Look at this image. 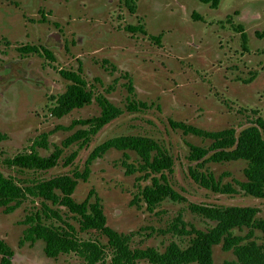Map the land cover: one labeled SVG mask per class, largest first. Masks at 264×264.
<instances>
[{"label": "rangeland", "instance_id": "1", "mask_svg": "<svg viewBox=\"0 0 264 264\" xmlns=\"http://www.w3.org/2000/svg\"><path fill=\"white\" fill-rule=\"evenodd\" d=\"M240 27L247 35L246 45ZM262 33L264 0H221L218 9L199 0H0V132L7 136L0 144V171L29 184L74 176V172L86 171L90 155L104 142L145 137L172 156L174 170L169 180L188 203L166 200L155 212L147 211L135 198L149 180H143L139 172L129 174L124 165L138 169L140 159L129 152L127 160L117 150L91 164L88 181L80 180L74 194L83 203L94 191L102 201L108 226L130 235L133 249L164 252L171 242L186 245V239L170 230L179 216L198 230L215 226L192 213L189 204L255 207L264 219V199L242 192L215 194L197 185L188 174L190 146L208 147L211 142L170 125L240 132L258 117L264 119ZM62 73L79 76L94 100L59 118L54 113L57 99L71 85ZM98 96L108 99L123 115L84 148L82 141L69 144L74 135L87 129L80 121L100 115ZM132 103L143 105L131 111ZM44 137L47 147L35 150L46 158L61 149L56 168L19 172L7 166V160L30 154ZM75 153L78 157L67 166ZM246 168L245 161L208 163L206 167L217 180L236 190L237 182L246 181ZM34 207L39 205L33 206L31 199L12 214L0 207V237L14 250L13 264H86L73 253L48 258L43 242L20 246L27 228L24 220ZM70 223L79 231L78 223ZM256 236L259 243L264 242L261 232ZM80 238L107 245V239L95 231L81 233ZM233 260L235 256L222 246L214 248L216 264Z\"/></svg>", "mask_w": 264, "mask_h": 264}, {"label": "trees", "instance_id": "2", "mask_svg": "<svg viewBox=\"0 0 264 264\" xmlns=\"http://www.w3.org/2000/svg\"><path fill=\"white\" fill-rule=\"evenodd\" d=\"M211 9H218L221 0H199ZM136 29V28H135ZM244 44L247 35L242 27L239 28ZM139 30V29H136ZM264 39V33L259 35ZM37 53L35 49H29ZM49 55L48 51L44 49ZM71 81L66 92L57 99L55 115L62 118L74 110L83 109L93 103L94 94L87 91V84L75 74L62 73ZM131 88V92H132ZM101 108L98 117L80 121L78 124L87 127L74 135L69 144L82 141V147L87 146L106 126L118 119L123 112L108 99L98 96L95 99ZM141 103H132L129 110H136ZM175 130H182L211 142L208 147L190 146L188 168L190 178L201 188L215 194L236 195L241 192L245 196L264 199V119L258 117L251 126L238 132L234 128L218 132L203 131L181 123L170 122ZM7 136L0 132V144ZM30 154L17 155L13 161H6L8 167H17L23 171H49L56 168L62 158L63 151L57 149L50 157H41L36 147H47L44 137ZM110 150L135 153L139 159L138 169L131 165H124L129 174L142 173L143 180L149 184L141 188L140 197L147 211L153 213L166 200L188 203L178 194L169 180L174 170V160L167 150L162 149L156 142L145 137H118L104 142L90 155L88 166L102 158ZM78 157L73 154L66 162L71 165ZM245 161L244 170L246 181L237 182L239 190L232 184H224L217 180L206 167L208 163H230ZM84 173L74 172V176H57L49 180L25 183L13 177L6 176L0 171V207L7 214L20 209L31 199L34 207L26 216L24 238L20 246L25 243L34 245L43 242L44 253L50 259H57L61 255L76 254L86 264H137L147 261L149 264H216L214 262V248L222 246L224 252H231L235 260L224 264H264V242L259 243L256 233L261 232L264 238V219L258 217L260 213L255 207L214 206L189 204V210L196 215L215 223L207 231L196 229L184 222L182 216L172 224L170 230L180 238L186 239V245L171 242L164 252L155 248H132L131 236L118 233L107 224L102 201L94 191L90 192L83 203L74 199L79 181H88L90 168ZM92 198L95 201L92 202ZM65 212L62 215L61 212ZM79 225V231L70 222ZM95 231L107 239V245L97 240L82 239L81 233ZM236 231L245 235H238ZM110 257V261L108 259ZM15 253L12 247L0 237V264H13Z\"/></svg>", "mask_w": 264, "mask_h": 264}]
</instances>
